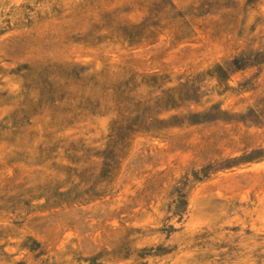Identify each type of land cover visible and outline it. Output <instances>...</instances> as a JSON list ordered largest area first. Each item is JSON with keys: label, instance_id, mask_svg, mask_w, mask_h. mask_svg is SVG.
<instances>
[{"label": "rangeland", "instance_id": "374dc122", "mask_svg": "<svg viewBox=\"0 0 264 264\" xmlns=\"http://www.w3.org/2000/svg\"><path fill=\"white\" fill-rule=\"evenodd\" d=\"M0 264H264V0H0Z\"/></svg>", "mask_w": 264, "mask_h": 264}]
</instances>
